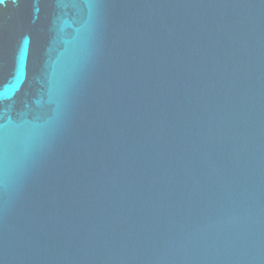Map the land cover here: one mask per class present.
Returning <instances> with one entry per match:
<instances>
[{"label":"water","instance_id":"obj_1","mask_svg":"<svg viewBox=\"0 0 264 264\" xmlns=\"http://www.w3.org/2000/svg\"><path fill=\"white\" fill-rule=\"evenodd\" d=\"M0 264H264V0H3Z\"/></svg>","mask_w":264,"mask_h":264},{"label":"snow or ice","instance_id":"obj_2","mask_svg":"<svg viewBox=\"0 0 264 264\" xmlns=\"http://www.w3.org/2000/svg\"><path fill=\"white\" fill-rule=\"evenodd\" d=\"M0 3H3V0H0Z\"/></svg>","mask_w":264,"mask_h":264}]
</instances>
